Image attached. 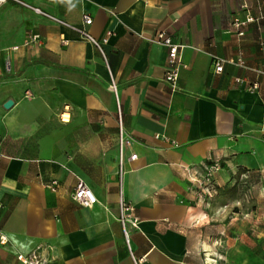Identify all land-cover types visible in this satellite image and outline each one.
Listing matches in <instances>:
<instances>
[{
    "label": "crops",
    "instance_id": "0c3cea01",
    "mask_svg": "<svg viewBox=\"0 0 264 264\" xmlns=\"http://www.w3.org/2000/svg\"><path fill=\"white\" fill-rule=\"evenodd\" d=\"M18 1L0 0V264H264V21L232 26L264 0ZM158 32L184 47L173 93ZM218 162L238 189L220 207L197 184Z\"/></svg>",
    "mask_w": 264,
    "mask_h": 264
},
{
    "label": "built area",
    "instance_id": "2783aa9c",
    "mask_svg": "<svg viewBox=\"0 0 264 264\" xmlns=\"http://www.w3.org/2000/svg\"><path fill=\"white\" fill-rule=\"evenodd\" d=\"M13 1L21 3L18 0H13ZM35 11L37 13H41L37 9ZM43 15L46 16L48 19L54 21L55 23L66 26L71 30L75 31L76 33H78V35L81 38L92 43L101 52L100 44L96 40H94L84 29L70 26L65 22L53 18L47 14H43ZM259 21H264V15H261L258 18L247 15L243 20L234 19L232 22V26L238 30L237 34L239 36H242L243 35L242 29L244 27L248 26L249 24L257 23ZM83 22L85 25H89L91 23V19L88 17H84ZM150 42L166 49L167 68L164 75V80L169 85L170 90L173 93L177 90V81L179 77V72L181 68L184 67L181 61V53L184 47L179 44L173 43L171 38L168 35H166L164 32L156 33L150 39ZM224 63H226L225 60H222L218 57H213V65H214L215 73L219 74L222 72ZM238 63L242 64L241 61H238ZM256 89H257V84H252L250 90L253 91ZM4 158H5L4 155L0 152V162ZM131 159H135V155L131 156ZM209 169L213 170L214 166L209 167ZM52 185H55V182H53ZM72 199L77 205L83 208H91L94 204L97 203V199L92 193V191L81 180L77 182L73 190ZM118 208H119V222L123 231V235L125 237V241L126 243H128L127 228L128 227L136 228L137 217L135 216L134 210L130 203L124 202L123 200H119ZM6 242H7L6 238L0 234V244L4 245ZM16 260L21 264H47V261L45 259L41 258L38 254L34 252L27 255L19 254L16 256Z\"/></svg>",
    "mask_w": 264,
    "mask_h": 264
},
{
    "label": "rangeland",
    "instance_id": "374dc122",
    "mask_svg": "<svg viewBox=\"0 0 264 264\" xmlns=\"http://www.w3.org/2000/svg\"><path fill=\"white\" fill-rule=\"evenodd\" d=\"M216 166V167H215ZM222 165L221 162L215 163L214 169L210 170L209 166L206 167L204 173L198 178V193L201 195L202 201L205 200L203 203H208L210 201V205L215 202L217 207L222 205V198L227 197H235L238 195L237 186L232 187L231 189H227L225 186H217L216 182L214 181L215 176L220 171ZM233 177L236 178L238 175L237 166L235 165V170ZM197 182V181H195ZM215 207V206H214ZM247 211L253 209V203H247L246 208ZM232 211H237L236 207L231 208ZM254 219H251L253 222ZM222 221L221 218L216 219L215 224L220 225Z\"/></svg>",
    "mask_w": 264,
    "mask_h": 264
},
{
    "label": "water",
    "instance_id": "95a60500",
    "mask_svg": "<svg viewBox=\"0 0 264 264\" xmlns=\"http://www.w3.org/2000/svg\"><path fill=\"white\" fill-rule=\"evenodd\" d=\"M12 102L11 101H7L4 105L5 108H9L11 106Z\"/></svg>",
    "mask_w": 264,
    "mask_h": 264
}]
</instances>
